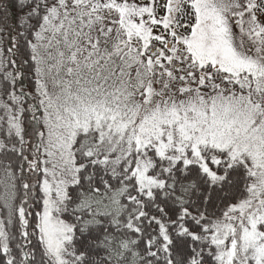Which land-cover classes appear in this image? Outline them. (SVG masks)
<instances>
[{
    "label": "snow or ice",
    "instance_id": "snow-or-ice-1",
    "mask_svg": "<svg viewBox=\"0 0 264 264\" xmlns=\"http://www.w3.org/2000/svg\"><path fill=\"white\" fill-rule=\"evenodd\" d=\"M0 264H264V0H0Z\"/></svg>",
    "mask_w": 264,
    "mask_h": 264
}]
</instances>
